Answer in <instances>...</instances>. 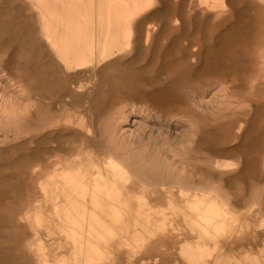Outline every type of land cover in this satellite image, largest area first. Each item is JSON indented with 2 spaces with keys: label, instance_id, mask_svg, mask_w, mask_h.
Returning a JSON list of instances; mask_svg holds the SVG:
<instances>
[{
  "label": "bare ground",
  "instance_id": "6f19581e",
  "mask_svg": "<svg viewBox=\"0 0 264 264\" xmlns=\"http://www.w3.org/2000/svg\"><path fill=\"white\" fill-rule=\"evenodd\" d=\"M152 1H29L38 10L44 37L33 48V72L22 70L29 61L21 69L9 59L0 60L3 77L13 86L9 91L16 95V103L14 97L13 101L0 100V147L12 126L4 119L16 113L35 117L38 133L9 140L12 144L7 142L2 151L21 153L27 147L16 160H27L25 164L30 165L28 181L35 174L45 175L35 187L39 203L22 209L13 198L8 218L4 194L0 196V264H21L26 257L28 264H184L175 250L186 251L188 264H227L228 243L245 233L249 234L246 252L236 264H264V241L252 254L250 238L256 225L264 235V216L256 225L248 220L241 224L223 200L212 193H199L201 187L217 181L238 183L248 191L252 186L264 187V48L256 49L249 63L243 45L247 37L257 40L264 34V0H160V14L153 13L161 19L160 27L142 18ZM156 32L162 35L160 44ZM158 48L159 62L154 71L150 70L153 65L149 68L150 78H142L144 88L138 86L142 90L136 92L121 88V104L115 108L117 98L114 103L107 99L116 92L98 88L105 70L114 69L117 78L123 76L125 68L143 58L142 53ZM131 53L135 55L129 57ZM149 58L152 62L155 55ZM94 98L109 114L105 145L116 138L136 153L139 168L133 167V172L102 175L101 165L108 169L118 162L94 140V118L98 117L90 108ZM137 112L152 127L148 122V130L141 127L127 135L117 129ZM80 134L85 139L75 147L81 148L85 164L54 171L51 153L61 149L50 145V140ZM204 135L211 140L205 142ZM6 168L1 167L0 186L15 174H6ZM246 193L249 198L250 192ZM259 208L264 214V203ZM8 226L15 229L14 238L5 242L3 231ZM17 227L27 228L26 238ZM60 249L66 253H59Z\"/></svg>",
  "mask_w": 264,
  "mask_h": 264
},
{
  "label": "rangeland",
  "instance_id": "374dc122",
  "mask_svg": "<svg viewBox=\"0 0 264 264\" xmlns=\"http://www.w3.org/2000/svg\"><path fill=\"white\" fill-rule=\"evenodd\" d=\"M4 0H0V34H1V36H0V60L2 61V62H6L8 59L12 62V63H17L16 65H15V67H19V68H23L25 65H27V63H28V65L25 67V68H23L22 70H30V72H33V70H35V66H34V57H35V55H36V52H35V50L33 49L34 48V46L36 47V45H37V41H40L41 40V38L43 39V34H42V32H40L41 31V27H40V25H41V21H40V19H39V16H38V10L36 9V8H34V7H32V5H31V2H29L30 0H8V2L6 1V3H5V1L3 2ZM29 2V3H28ZM12 3H13V5H12ZM9 5V6H8ZM11 5H12V8H11ZM6 8V9H4V7ZM23 6V7H22ZM3 7V8H2ZM4 10V13H3V10ZM21 9L20 11H19V9ZM13 9H15L14 11H12ZM35 9V10H34ZM12 11V12H10V11ZM25 12H24V11ZM161 10V7H160V0H153L152 2H151V5H149V6H147V9H146V11L143 13V17L142 18H145V20L147 19L148 20V23L147 22H144L143 24L144 25H146V23L147 24H149V25H155V26H157L158 25V27H160L161 26V23H162V21H161V19L160 18H156V15L157 14H160V11ZM5 11H7V12H5ZM157 11V12H156ZM10 12V13H9ZM24 12V13H23ZM150 12V13H149ZM12 13V14H11ZM23 13V14H22ZM31 13H35L32 17H31ZM153 13H157V14H153ZM3 14H7L6 16H5V18H4V16H3ZM15 14H17L16 16H15ZM24 16H22V15ZM150 14V15H149ZM10 15V16H9ZM29 15V16H28ZM7 16H8V18H7ZM20 16V17H19ZM28 17V18H27ZM150 17V18H149ZM4 18V19H3ZM7 18V21L5 20ZM10 18V19H9ZM22 18H24V19H26V20H22ZM32 18H34L33 20H32ZM38 18V19H37ZM4 20L3 22H2V20ZM150 19V20H149ZM19 20V21H18ZM157 20H159V21H157ZM10 21V22H9ZM32 21V23H33V25H32V23H30ZM36 21V22H35ZM20 22H23V23H20ZM24 22H26V23H24ZM28 22V23H27ZM35 22V23H34ZM18 23V24H17ZM37 23V24H36ZM39 23V24H38ZM158 23H160V24H158ZM7 24H8V26H7ZM22 26H21V25ZM27 24H29V25H27ZM34 24H36L35 26H34ZM3 27H2V26ZM14 25H17V26H14ZM24 25H25V28H24ZM143 25V26H144ZM29 26V27H28ZM6 27V28H5ZM31 27H32V29L34 30H32L31 29ZM12 28L14 29V30H12ZM27 28V29H26ZM37 28V29H36ZM7 29H8V31H7ZM15 29H16V31H15ZM17 29H19V30H17ZM20 29H21V31L23 32V34H21L22 32L20 31ZM29 29H31V30H29ZM36 29V30H35ZM23 30H26V31H30L29 33H24V32H26V31H23ZM38 30V31H37ZM2 31H4L3 33H2ZM6 31V32H5ZM15 31V33L14 34H12L13 32ZM17 31L19 32V33H17ZM7 32H9L10 34H8ZM34 33V34H33ZM17 34V35H16ZM28 34H30V35H28ZM4 35V36H3ZM16 35V36H15ZM25 36V38H24V36ZM34 35L36 36V37H34ZM37 35H38V37H37ZM27 36H28V38H27ZM31 36V37H30ZM32 36H33V38L35 39V40H33V38H32ZM155 39H159L158 41H159V44H160V40H161V38H162V35H161V33L160 32H156L155 33ZM159 36H160V38H159ZM9 37V38H8ZM23 39H22V38ZM3 38V39H2ZM30 38H32V39H30ZM264 34L261 36V37H258L257 38V40H256V38L253 36V37H247L244 41H243V45L245 46V49L247 50V52H248V54H249V60H248V62L250 63V60L252 61L253 60V56H255V55H257V50L258 51H260L261 49H263L264 48ZM22 39V40H21ZM29 39V40H28ZM254 39V40H253ZM9 40V41H8ZM32 40V41H31ZM3 41V42H2ZM7 41H8V43H7ZM23 42L24 43V45H23V43H21V42ZM25 41H27L26 43H25ZM34 41V42H33ZM12 42V43H11ZM20 42V43H19ZM30 42V43H29ZM35 42H36V44H35ZM11 43V44H10ZM17 43V44H16ZM34 43V44H33ZM5 44V45H4ZM19 44H20V46H19ZM31 44H33V45H31ZM263 44V45H262ZM7 45V46H6ZM8 45H10V47L8 46ZM21 45H23V46H21ZM32 47H31V46ZM262 45V46H261ZM3 46H4V48H3ZM21 47H24V48H22V52H21ZM9 48V49H8ZM17 49V50H16ZM257 49V50H256ZM21 53H20V52ZM157 51H158V53H157ZM15 52V53H14ZM144 52H146V51H144ZM149 52H150V54H149ZM149 52H147V55L144 53V55H143V53H142V55L141 56H143V58L142 59H138V61H137V63H135L134 65H132V66H130V67H127V68H125V70L123 71V76H119L118 78H117V76L118 75H116L117 73L114 71V69H112V70H110V69H107V70H105V73H104V75L100 78V82H98V88L99 89H101V90H109V91H111V90H113V91H115L116 93L115 94H117V95H115V94H113V98H108L107 100H112V102L114 103V101H116V98H117V102H115V104H114V107L115 108H117L118 106H120V102H121V90L123 89V90H137L139 87L141 88L142 87V89L144 88V86H143V80H142V78H144V79H148V78H150V76L151 75H153L152 73H151V71L150 70H152V71H154L153 69H155V67H157L156 66V61L157 62H159L158 60H156V58L160 55V49L158 48L156 51H153V50H150ZM156 53V54H155ZM14 54V55H13ZM155 55V58H154V61H152V62H150L151 61V59L149 58V56L151 55ZM10 55V56H9ZM131 55H135V53H131L130 55H129V57H131ZM136 55H137V53H136ZM157 55V56H156ZM33 58V59H32ZM23 60L25 61V62H23ZM142 60H144V61H142ZM147 60H149V61H147ZM160 60V59H159ZM27 61H29V62H27ZM142 61V62H141ZM247 61V60H246ZM27 62V63H26ZM33 62V63H32ZM148 62H150V64L148 65ZM20 63H21V65H20ZM155 63V64H154ZM22 64H24V65H22ZM29 64H31V65H29ZM33 64V65H32ZM151 65H153V67L151 66ZM29 66V67H28ZM34 67V68H33ZM138 67V68H137ZM152 67V69H150L149 70V68H151ZM19 68H16V69H19ZM12 69H15V68H12ZM32 69V70H31ZM128 69V70H127ZM130 69V70H129ZM146 69H147V72H146ZM133 71H134V73H136V72H138V76H139V81H138V76H136L134 73H133ZM149 72H150V74H149ZM131 73V74H130ZM146 73H148V74H146ZM126 74V75H125ZM128 74V75H127ZM146 76H145V75ZM106 78H105V77ZM128 76V77H127ZM118 80H117V79ZM119 78H121V79H119ZM128 78V79H127ZM133 78H135V79H137V80H135V79H133ZM104 79V80H103ZM7 79L5 78V77H3V74H2V71L0 70V100H10V101H13V100H15V102L14 103H16V95H14L13 94V92H10V91H12L11 89H13L12 87V85L10 84V81L9 80H7ZM129 80H132L131 82L129 81ZM104 81V82H103ZM110 81V82H109ZM119 81H120V83H119ZM136 81V82H135ZM138 81V82H137ZM6 82V83H5ZM9 82V83H8ZM128 84H127V83ZM140 82V83H139ZM131 83L133 84H136L137 83V85H131ZM111 84V85H110ZM120 84H122V86L120 85ZM127 84V85H126ZM109 85V86H108ZM101 86V87H100ZM103 86V87H102ZM112 86V87H111ZM114 86H116V87H114ZM119 88H118V87ZM136 86V88H134ZM139 86V87H138ZM11 87V88H10ZM109 87H111V88H113V89H111V88H109ZM3 90H2V89ZM4 88H6V89H4ZM8 88V89H7ZM104 88V89H103ZM106 88V89H105ZM118 88V89H117ZM122 88V89H121ZM138 89L139 91H141L142 89ZM9 89H10V91H9ZM116 89V90H115ZM4 90H5V93H4ZM7 90V91H6ZM134 90V91H135ZM119 91H120V93H119ZM7 92H9L8 93V95H7ZM129 93H133L132 91L130 92V91H128ZM136 92V91H135ZM5 95H4V94ZM123 93V92H122ZM2 94H3V96H2ZM12 94H13V96H12ZM7 95V96H6ZM11 97H10V96ZM123 95V94H122ZM3 97V98H2ZM14 97V99L12 100V98ZM120 97V98H119ZM2 98V99H1ZM4 98H8V99H4ZM95 99V100H94ZM93 99V102H90L91 103V105H92V107H90L91 109L93 108L94 110H95V117H97V118H94L95 119V121H94V123H95V128H96V135H94V140H95V142L97 143V144H100V145H97V146H100L101 148H104V149H106L109 153H111L112 155H113V157H114V159L115 160H117V165H110L109 167H108V169H105V167H104V165H101L100 166V171H101V173H102V175L104 176V177H118V175L120 174V173H131V171H132V168L134 167V168H139L138 166H137V163H138V159H137V157H136V153H135V155L131 152V151H129V150H127L126 148H125V146H124V144H121V143H119V142H116V138L114 139V140H112V142L110 143H108L107 142V146L105 145L106 144V142H105V139H104V137L103 136H105V130H106V126H107V123H108V120H109V114L108 113H106V110H107V107L106 106H101V108H100V106H99V104H97L96 103V101H98L99 99H96V98H94ZM18 101H20L19 103H23V104H25V101H23V100H17V103H18ZM94 103H96V105L94 104ZM99 103V102H98ZM21 104H19V105H21ZM21 106H24V105H21ZM99 106V107H98ZM103 107V108H102ZM106 107V108H105ZM95 108H97V109H95ZM99 108V109H98ZM100 110V111H99ZM99 111V114L97 113ZM100 113H101V115H102V117H99V116H101L100 115ZM20 114H22V113H16L15 114V116L14 117H11V118H7V120H5L4 119V122L5 121H7V122H9L8 124L10 125H12L11 126V129H10V131L7 133V136H6V140L5 141H9L10 140V142H13V141H20V140H22L23 138H27V137H29V136H32V135H36L37 133H38V130H39V128H37L38 127V121H37V119L35 118V117H32L31 115H27V114H25V113H23L22 115L23 116H21ZM97 115V116H96ZM25 116H26V118H25ZM22 117H24V118H22ZM104 117V118H103ZM34 119V120H33ZM87 119V118H86ZM10 120V121H9ZM35 120H36V122H35ZM133 120H137V123H133ZM143 120V121H142ZM34 121V122H33ZM17 122V123H16ZM103 122L105 123V124H103ZM150 124H149V123ZM25 123V124H24ZM32 125V127L31 126H29L30 128L28 129V125H30V124ZM133 123V124H132ZM19 124V125H18ZM22 124H24V125H26L25 127H24V125H22ZM34 124H37V126L35 125L34 126ZM143 124V125H142ZM148 124H149V126L150 127H152V122H150V121H148L146 118H143L142 117V119H141V117H140V115H139V113L137 112V114H131V115H129V120H128V123H120L119 125H121V126H118L117 127V129L118 130H124L123 132H127L126 133V135L127 134H129V133H135L136 131H139L140 129H142L143 127H145L147 130L149 129V126H148ZM2 125V123H0V126ZM15 125H17L16 127L18 128H15L14 126ZM21 125V126H20ZM142 125V126H141ZM19 126H20V128L21 129H19ZM148 126V127H147ZM15 129V130H13V128ZM39 127H41V126H39ZM121 129H120V128ZM142 127V128H141ZM25 128H27V129H25ZM104 128V129H103ZM17 129V130H16ZM2 130H0V133H2L1 132ZM29 131H32L33 132V134H32V132H30V134L28 133ZM36 132V133H35ZM129 132V133H128ZM14 134V135H13ZM24 134H25V136H24ZM27 134H29V135H27ZM17 135V136H16ZM116 135V137H117V133L115 134ZM0 137H2L1 135H0ZM208 136H206V135H204L203 136V140L205 141V142H208V141H210L209 140V138H207ZM8 138V139H7ZM78 138V139H77ZM16 139H18V140H16ZM64 139V140H63ZM84 139H85V135H82V134H80V135H75V136H69V137H67V138H64L63 136H61V139H56L57 141H54V142H52L51 140H50V145H52V146H54V147H60V149L61 150H56L55 152H53V153H51V156H52V158H54L55 159V161H54V164H53V166H52V169L54 170V171H56V172H59V171H61L64 167H67V166H69V165H83V164H85V159L83 158V156H82V154H80L79 152H81L80 151V149L81 148H78V147H75V146H78V145H80V144H78L80 141L82 142V141H84ZM104 139V140H103ZM79 140V141H78ZM73 143H72V142ZM115 141V143H113ZM2 143L3 145V147H0V170H1V167H2V170H3V167L4 168H6L5 169V173L6 174H11V175H13L14 173V176H13V178L11 179V181L9 180V178H8V180L7 181H10V182H8L7 183V181H4V182H6V183H4V185H2V186H0V196H2L3 194H4V198H5V200H6V205H8V204H10V206L12 205L11 203H13L15 200H17L16 202H18L19 203V207L20 208H22V209H24L25 207H27V206H29L30 204H38L39 202H38V196H37V194L36 193H34L35 191H36V189H35V187H37V183L39 182V181H41V180H43L44 179V175H45V173L44 174H35V176L33 177V178H31L30 179V181H28V177L30 176V165H26L25 164V162L27 161V160H23V162H21L20 161V159L19 160H16L17 159V157L18 156H20V155H22L23 156V154L24 153H26V151H28L27 150V147L26 148H24V149H22L21 150V153H20V151L19 150H17V151H12V153H11V151L9 152V151H6V153H3V152H5V151H2V149H4V147H7V145H8V143ZM68 142H70V143H68ZM80 142V143H81ZM56 143V144H55ZM57 143H58V145H57ZM76 143V144H75ZM104 143V144H103ZM116 143L118 144V146L116 145ZM10 144V143H9ZM12 144V143H11ZM10 144V145H11ZM71 144H72V146H71ZM113 144H114V146H113ZM105 145V146H104ZM121 145H123V146H121ZM69 146H70V148H69ZM68 147V148H67ZM114 147V148H113ZM121 147V148H120ZM62 148H63V150H62ZM73 148V149H72ZM75 148V149H74ZM79 150H78V149ZM70 150H72V151H70ZM66 151V152H65ZM101 151V150H100ZM104 151V150H103ZM18 152L20 153V154H18ZM61 152H63V153H61ZM77 152H78V154H80V155H78L77 154ZM72 153V154H71ZM120 153V154H119ZM9 154H10V157H8L9 156ZM69 154V155H68ZM75 154V155H74ZM8 155V156H7ZM12 155H13V157H12ZM18 155V156H17ZM77 155V156H76ZM5 159H7V160H5ZM4 162H3V161ZM15 160V161H14ZM7 161V162H6ZM14 163H13V162ZM20 161V162H19ZM137 161V162H136ZM13 163V164H12ZM134 163V164H133ZM6 164L8 165V166H6ZM23 164V165H22ZM119 164V165H118ZM18 165V166H17ZM21 165V166H20ZM6 166V167H5ZM13 167V169H12V167ZM11 167V168H10ZM18 167H20V169L19 170H17V168ZM23 168V169H22ZM24 168H26V170L24 169ZM16 169V170H15ZM9 170H10V172H9ZM12 170H15V172L13 171L12 172ZM108 170V171H107ZM25 171V172H24ZM147 171V170H146ZM133 172V171H132ZM225 173H230V174H232V172L230 171V170H227V171H224ZM27 175V176H26ZM216 177L218 176V172L217 173H215L214 174ZM15 176H17V178H19L18 180H16V178H15ZM5 177H6V175H5ZM24 177V178H23ZM22 180V181H21ZM24 180V181H23ZM21 181V182H20ZM11 184V185H10ZM13 185H15V186H13ZM232 185V186H231ZM234 185V186H233ZM238 185V186H237ZM18 186V187H17ZM25 188H24V187ZM30 186V187H29ZM9 187H12V188H9ZM237 188V189H236ZM244 188V189H243ZM10 191H9V190ZM14 189L16 190V191H14ZM201 190H199V193L201 194V193H212V194H214L215 195V197L217 198V199H220V200H223L224 202H225V204H226V207L228 208V210L231 212V213H233V214H235L237 217H238V219H239V222L241 223V224H243L244 222H247V220L249 221V223L252 225H256V224H258L259 223V221H260V219H261V215L262 216H264V214H262V213H260V206L261 205H263V203H264V187H255V186H252L251 187V189L249 188V191L246 189V187L244 186H242V185H240V184H235V183H232V184H230V185H223V184H221V183H218V181L217 182H215V183H212V184H209V185H205V186H203V187H201L200 188ZM230 191H228V190ZM234 189V190H233ZM256 189H257V191H256ZM25 190V191H24ZM19 191V192H18ZM254 191V192H253ZM10 192V193H9ZM14 192V193H13ZM16 192H18V194L16 193ZM21 192V193H20ZM246 192H250V197L248 198L247 197V193ZM13 193V194H12ZM243 193V194H242ZM244 193H245V195H244ZM253 193H255L254 195H253ZM263 193V194H262ZM15 194L17 195V196H15ZM21 196H20V195ZM15 197H14V196ZM18 195H19V197H18ZM22 195H24V196H22ZM29 195V196H28ZM239 195V196H238ZM10 196H11V198H10ZM243 196H245V197H243ZM13 198H15V200H13ZM236 198H238V200H236ZM240 198H241V200H240ZM13 200V202H9V201H12ZM20 200V201H19ZM241 202H240V201ZM238 201L240 202V203H238ZM236 202V203H235ZM258 202V203H257ZM235 205H234V204ZM237 203H238V205H237ZM244 203V204H243ZM239 204H241V205H239ZM9 205L8 206H6L7 207V209H6V212H5V215L7 214V216H5V218H8V216L10 215L9 213V211H7L8 210V208L10 207ZM258 214V215H257ZM260 214V215H259ZM256 215H257V217H256ZM264 218V217H263ZM256 220V221H255ZM258 222V223H257ZM11 224V223H10ZM12 225V224H11ZM11 228V229H10ZM18 228V227H17ZM22 230V231H20V230ZM27 228L26 227H21V228H18V232H23L22 234H21V236H23V238L25 237L26 238V236H27V230H26ZM252 230H251V233H250V238H253V240H251V244H252V247L254 248L253 249V253L252 254H255L256 252H257V250H258V248H260V246L262 245V243H263V241H264V235L262 234V233H260L259 231H258V228H257V225H256V227L255 226H253L252 228H251ZM9 230V231H8ZM26 230V231H25ZM5 231L6 232H4L3 231V233H5L4 235H7V236H3L2 237V239H3V241H5V239H6V241L5 242H9V241H13V238H14V231H15V229L14 228H12L11 226H8L6 229H5ZM26 232V233H25ZM10 234V235H9ZM25 236H24V235ZM249 241V234L248 233H245V236L244 237H241V239H239L238 240V238H233L231 241H230V243H228V246L226 247V256H225V259H224V261H225V263H227V264H236L237 262H238V260L239 261H242V256L245 254V252H246V243ZM231 243H232V245H231ZM236 245H235V244ZM232 246V247H231ZM178 250H175V256H176V258L178 259V261H180V263H184V264H188V262H189V260H188V258H187V260H186V255L187 254H185L186 253V251L184 252V254H182V253H180L179 251L177 252ZM59 253H66L65 252V250L64 249H60L59 251H58ZM11 253V252H10ZM9 253V254H10ZM15 252L14 251H12V253L11 254H13V256L15 255L14 254ZM161 253V251H159L158 252V254H160ZM10 254V255H11ZM178 254H179V257H178ZM238 254V255H237ZM12 256V255H11ZM27 258V257H26ZM26 258H23L22 259V262H21V264H28V262L26 261L27 259ZM181 258V259H180ZM24 261V262H23ZM125 259H122V262L123 263H125ZM231 261V262H230ZM187 262V263H186ZM190 263V262H189Z\"/></svg>",
  "mask_w": 264,
  "mask_h": 264
}]
</instances>
